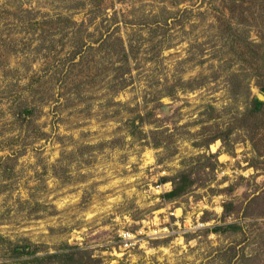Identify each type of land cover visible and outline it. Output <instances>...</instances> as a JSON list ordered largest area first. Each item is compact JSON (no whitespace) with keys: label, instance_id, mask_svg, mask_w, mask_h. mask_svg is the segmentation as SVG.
Wrapping results in <instances>:
<instances>
[{"label":"rangeland","instance_id":"rangeland-1","mask_svg":"<svg viewBox=\"0 0 264 264\" xmlns=\"http://www.w3.org/2000/svg\"><path fill=\"white\" fill-rule=\"evenodd\" d=\"M211 2L0 0V235L102 264H264V131L239 121L246 84L264 94ZM109 33L133 43L127 61Z\"/></svg>","mask_w":264,"mask_h":264},{"label":"trees","instance_id":"trees-1","mask_svg":"<svg viewBox=\"0 0 264 264\" xmlns=\"http://www.w3.org/2000/svg\"><path fill=\"white\" fill-rule=\"evenodd\" d=\"M171 1L172 4H180L182 2V0ZM211 5H213L215 9L214 17L216 25L213 23V26L217 28V32L223 40L222 46L224 44L228 45L229 49L232 50L234 54L238 55L245 69L249 68L251 71L247 74L254 77L255 84H257L260 92L264 94V0H212ZM166 10L167 11H164V13H168V16L163 17L164 22L169 19L175 21L177 17L182 18V14L185 15V11H183L181 15H178V13H174L173 10L167 9V7ZM224 10L229 12V16L224 14ZM234 13L236 15L235 19H237V24L247 28L248 32L252 27L257 29V34L259 35L258 40L250 38L244 29H241L239 32L234 30L232 25ZM132 44V42H129L127 46L123 37L118 34L114 36L112 33H109V35L107 34V36L102 39L103 48H106L109 52L111 45L118 46L117 50H115L121 54L124 61L129 59L133 49ZM77 47L80 48V45ZM230 74L231 81H235L236 83L235 86L238 88L241 87L240 85L242 82L239 81V79H241L242 74L239 72H230ZM198 82V78H193L183 81L182 85L183 87L189 88L196 83L198 84ZM245 87L246 90L244 92H246L247 106L244 113L241 114V119H239V121L242 127L251 133L255 131V127L258 126H261L264 131V124L261 125L264 123V99H260L256 94L252 95L247 84ZM212 110H215V106L209 104L203 113ZM212 115L211 112L209 116ZM260 115H263V118L258 122L257 117ZM136 118L144 119V115H137ZM136 118L130 121L132 125L130 131L131 135H135L138 131L141 133ZM208 133H211V130H209ZM141 135L143 136V134ZM228 135L229 133L227 131L211 135V138H209L205 144L208 146L217 139H221L225 142ZM155 144H159V142ZM192 182L190 176L187 175V173H183L179 177L174 178L173 188L171 191L167 192L166 195L168 197L177 196L183 193ZM229 226L233 225H227V227ZM220 228V226L216 227V229ZM0 257V264H102L100 257L94 256V253L90 249L80 245L62 244L55 252L41 253L39 246L28 240L12 241L2 235H0Z\"/></svg>","mask_w":264,"mask_h":264},{"label":"built area","instance_id":"built-area-1","mask_svg":"<svg viewBox=\"0 0 264 264\" xmlns=\"http://www.w3.org/2000/svg\"><path fill=\"white\" fill-rule=\"evenodd\" d=\"M124 237H125L126 240L131 239V234L129 232H126L124 234ZM126 245H128V243H126Z\"/></svg>","mask_w":264,"mask_h":264},{"label":"water","instance_id":"water-1","mask_svg":"<svg viewBox=\"0 0 264 264\" xmlns=\"http://www.w3.org/2000/svg\"><path fill=\"white\" fill-rule=\"evenodd\" d=\"M260 99H264V98H261V97H259Z\"/></svg>","mask_w":264,"mask_h":264}]
</instances>
